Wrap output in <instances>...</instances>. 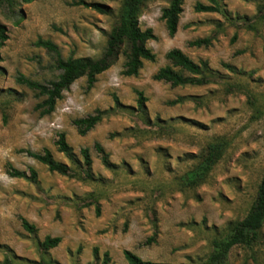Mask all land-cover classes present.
Segmentation results:
<instances>
[{"label": "rangeland", "instance_id": "374dc122", "mask_svg": "<svg viewBox=\"0 0 264 264\" xmlns=\"http://www.w3.org/2000/svg\"><path fill=\"white\" fill-rule=\"evenodd\" d=\"M80 1L96 2L105 13ZM121 1L0 0L7 30L0 46V264L7 257L12 264L38 261L46 235L60 237L44 254L57 264H101L105 253L108 264H125L124 250L142 260L200 264L213 239L242 219L255 198L264 169V0H218L222 12L194 9L207 0H183L172 36L160 17L167 0H147L137 22L155 35L146 42L155 59L124 75L119 54L91 87L85 76L76 78L48 113L38 107L44 97L17 82L18 75L40 83L59 75L55 53L37 45L39 39L54 43L62 58L99 57ZM205 37L208 45L189 44ZM171 48L206 61L208 82L173 87L154 80L169 64ZM97 109L105 116L79 134L73 120ZM60 132L77 160L81 148L89 149L92 179L49 171L21 151L47 148L76 170L56 149ZM216 142L222 143L219 156L204 181L183 184L181 176ZM10 168L28 176L32 168L36 177L10 176ZM22 218L34 233L22 227ZM224 264H264V223L259 242L232 247Z\"/></svg>", "mask_w": 264, "mask_h": 264}, {"label": "trees", "instance_id": "16d2710c", "mask_svg": "<svg viewBox=\"0 0 264 264\" xmlns=\"http://www.w3.org/2000/svg\"><path fill=\"white\" fill-rule=\"evenodd\" d=\"M31 1V0H24ZM147 0H122L119 10V18L115 25L112 26L107 34L106 44L102 54L97 58L90 57H68L62 58L54 43L49 40L39 39L36 44L43 46L56 55V66L60 70L56 79L50 80L47 83H40L31 80L23 75H18L16 80L18 83L26 85L28 88L38 92L43 96V100L38 103V107H42L45 113L51 112L55 102L61 97L63 90H66L70 84L78 77L85 76L87 87H91L96 81V76L100 72L111 66L117 59L118 55L124 56L122 73L124 75H136L142 66L143 60L153 61L155 54L146 46V42L154 39L155 35L151 28L144 30L138 26V15L141 7ZM208 4L197 2L194 9L200 12H222V8L218 0H207ZM168 4L162 9L161 19L164 21L168 35L172 36L177 29V23L180 13L182 12L183 0H167ZM87 7L93 8L98 12L105 13L101 5L96 2L80 1ZM7 39V30L5 25L0 23V46ZM210 38H198L190 41L193 46L208 45ZM165 58L169 64H166L157 69L153 74L154 80L168 82L171 86H184L187 84H204L208 82L209 75L207 73L208 66L206 61L194 62L190 57L183 53L178 48H171L165 53ZM184 73H187L185 75ZM144 100L142 93L139 92L138 108L139 111L144 110ZM181 98L168 101L169 104L179 102ZM116 105H119L115 100ZM106 111L97 109L95 112L81 118L73 120L77 132L85 134L93 128L105 116ZM221 142L212 143L208 147V153L204 159L194 168L187 171L181 176L183 184L188 186H196L204 181L211 167L215 164L221 149ZM56 149L66 155L75 162L77 169L73 170L70 166L63 162L56 161L49 149L44 148L41 152H32L30 150H21L27 155L35 158L40 163L44 164L49 171L57 172L62 175L72 176L81 180L92 179L91 173V156L87 147L81 148L79 154L81 160H77L73 153L72 147L68 144L65 134L60 132L55 140ZM95 150L100 154L102 163L106 167H111L108 160V155L99 143L94 144ZM29 176L23 170L14 168L8 169L10 176L22 177L34 180L36 177L35 171L30 168ZM98 207L96 213L98 214ZM264 223V169L261 179L257 186V191L253 202L247 210L244 217L229 225L228 232L212 241V250L204 261L200 264H224L227 260L228 253L232 247L242 245L252 247L257 244L260 239V229ZM22 227L34 233L36 227L29 223L26 219H21ZM60 242L59 236L46 235L40 242L42 256L38 261H30L21 264H57L44 256L46 252L55 247ZM125 264H170L164 262H153L142 260L135 253L124 250ZM109 258L107 253L104 254V259L101 264H108ZM2 264H12L10 258H5Z\"/></svg>", "mask_w": 264, "mask_h": 264}]
</instances>
